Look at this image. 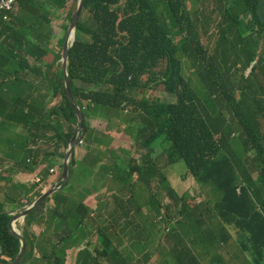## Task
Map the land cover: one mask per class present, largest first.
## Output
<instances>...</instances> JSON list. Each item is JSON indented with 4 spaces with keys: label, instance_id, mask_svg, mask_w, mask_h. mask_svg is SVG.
I'll use <instances>...</instances> for the list:
<instances>
[{
    "label": "trees",
    "instance_id": "16d2710c",
    "mask_svg": "<svg viewBox=\"0 0 264 264\" xmlns=\"http://www.w3.org/2000/svg\"><path fill=\"white\" fill-rule=\"evenodd\" d=\"M23 1L34 3L37 0ZM49 1L62 8L68 0ZM261 2L229 0L230 5L241 7L243 13L259 11ZM85 9L88 14L78 24L80 37H77L70 53L69 77L77 104L81 107V102L91 104L89 109L83 108V115L84 119L96 122L97 131L101 134L95 137V141L101 144L80 146L86 150L85 158L83 162L74 159L73 179H82L86 172L110 155L116 131L125 127V131L132 134L130 128L135 115H138L147 123V128L144 132L138 129L137 143H130L129 147L135 148L138 156H144L141 153L143 147L151 148L159 143L165 149L168 166L179 164L183 170L182 163L185 164L182 178L195 181L199 188L195 199L203 200L193 209L184 206L189 217L194 218V242L189 244H185L177 232V229L183 230L182 223L171 226L169 220L161 224L151 221L147 228L144 222L145 227L141 231L155 238L158 248L146 253L143 261L150 264H224L221 249L211 244L209 239L213 235L212 230L222 225L238 240V248L242 245L241 239L246 238L245 264H264V111L260 122L258 113L254 112L258 109L256 101L245 94L235 99L233 94L237 86L219 71L214 58L217 52L207 49L228 48L229 32L238 18L224 8L223 27L214 25L208 28L201 41L195 22L188 15L180 16V9L172 0H86ZM73 13L69 15V22ZM33 25L37 26V22ZM172 35L180 37L179 44L173 45ZM6 53L12 52L7 50ZM186 56L193 61L192 80L183 71ZM226 56L227 52H224ZM260 63L251 68L245 83L254 85ZM58 77L55 85L65 101L62 116L73 126L76 117L63 88L61 71ZM160 85L168 93L166 102L152 96V99L146 97V100L136 103L132 89L147 94V89ZM150 93L155 92L150 90ZM128 108L129 112L126 111ZM101 113L103 116L99 115ZM117 114L119 122L114 124L113 115ZM52 117L53 112H48L43 106L39 113H35L32 107L16 104L6 116V121L29 128L31 132L53 129L58 139L70 140L74 127L66 129L59 122L52 124L49 120ZM258 126L263 129L261 135H258ZM88 128L86 125V131ZM236 129L238 136L234 135ZM154 153L152 150L145 156V165L138 170L134 160L128 162L126 158L119 157L120 163L129 164L133 170L135 195L149 203L167 192L174 202L185 203V197L180 198L166 179L156 182L162 171L149 161ZM125 154L128 156L130 151L125 150ZM247 157L257 160L259 180L243 165ZM72 193L81 197L83 189L74 187ZM53 197L56 199L50 198L49 201H54L55 212L62 211L63 204L69 214L72 212L71 198L62 193ZM205 213L208 217L196 218ZM213 217H219V221ZM48 218L58 219L51 212L50 216L43 214L40 217L44 222ZM11 220L12 216L1 209L0 254L15 259L21 242L9 229ZM33 223L35 216L31 213L28 217L30 230ZM170 227V235L163 237L162 230ZM116 236V231H107L102 245L89 241L80 252L64 246L69 235L58 246L43 236L39 240L42 239V244L51 249L53 259L57 253L65 256L62 264H140L142 261L138 260L129 263L119 252ZM24 237L30 248L26 261L33 254L34 236L29 229H24ZM163 244L169 248L163 250ZM210 250L216 253L211 262ZM230 261L238 264L235 259Z\"/></svg>",
    "mask_w": 264,
    "mask_h": 264
},
{
    "label": "rangeland",
    "instance_id": "374dc122",
    "mask_svg": "<svg viewBox=\"0 0 264 264\" xmlns=\"http://www.w3.org/2000/svg\"><path fill=\"white\" fill-rule=\"evenodd\" d=\"M227 1V0H224ZM23 2V5L22 3ZM80 0H68L66 2L65 7L54 6L50 3L49 0H37L34 3L20 0V4L16 7H10L7 0H0V92L1 97L7 96L12 99L15 95L21 96L22 100H26V98H33L37 101L38 106H33L32 109L35 113H39L40 109L45 108L48 112H53L54 117L50 118V122L55 124L59 122L63 127H67L69 124L66 119L62 116L63 109L65 108V101L60 97L55 85H51L49 82L51 80H55L60 71L63 72V56H64V40L67 32L64 29H60L59 25L64 22L66 24L68 22L69 15L71 12L77 10ZM123 1L122 4H124ZM86 0H84L83 10L81 13V17L79 22L87 16V10L85 9ZM195 0H189V7H193ZM230 12L234 11L232 6L225 7ZM198 8L194 9V14H198ZM55 13H58L56 15ZM55 14V15H52ZM47 18L51 19V27L49 25L43 24L42 20ZM201 20L204 25H207V17L206 15L201 16ZM34 22H37V26H34ZM10 24L12 26H10ZM69 24V23H68ZM67 24V25H68ZM217 25V24H215ZM44 28V32L41 33V29ZM63 36V38H62ZM77 37H80L78 32V28L75 31V39L72 38L70 40L69 48H68V68L70 66V53L74 44L77 40ZM47 38V39H46ZM173 39V45L179 44V38L176 36H171ZM11 45H17L18 50L16 52H12L7 55L2 49V47H7ZM15 49V47H12ZM70 51V52H69ZM28 60L35 68L39 71L38 78L42 79L39 81L41 86H45L47 82L49 83V88L46 86L42 88H38L36 91L30 90L33 89L31 84L32 82H27L28 84L21 83V91L20 93L16 92L15 86L17 84V74L11 69L9 63H12L16 71L19 66L24 64ZM229 59L224 60V64L228 63ZM192 59L189 57H184V67L183 71L186 75H189L192 80V74L194 73V69L192 66ZM164 67V64L161 65ZM156 71L159 74L158 67ZM20 73V79H26L30 76V73L25 70V68H21L18 70ZM3 80V81H2ZM7 83L9 85H7ZM83 84V83H82ZM193 86V81L191 83V87ZM150 90L155 93H149ZM49 92V93H48ZM146 92L151 96H154L156 99L166 102L168 93L165 92L163 85L153 87L152 89H147ZM26 97V98H25ZM84 108L89 109L90 105L87 102H81ZM258 107L264 108V103H258ZM87 111V110H86ZM254 112L258 113V109H255ZM120 114V113H119ZM41 115V114H39ZM103 116V114H99ZM247 115L250 116V113L247 112ZM90 121L89 124L92 125V119L87 120ZM119 122L118 114L117 116L113 115V123L116 124ZM135 123L132 126L139 128V130H146L147 125L144 121L137 117L134 121ZM96 125V123H94ZM156 127V126H154ZM125 130L124 127L121 128ZM95 137L98 133L101 134L100 131H96L95 129L90 131ZM49 133L55 134L53 129L49 130ZM263 133L262 128L258 126V135ZM100 137V136H99ZM130 142H133V139H129ZM156 152L152 156V163L156 164L158 168L161 169V177L157 179L156 182H161L162 179H166L169 183L170 188L175 190V192L179 195V197H185V203L180 201L179 203L174 202L167 195V192L163 193L162 199L159 203L157 210L154 212V219L156 221L170 220L171 226H177L182 223L184 228L183 230H178L182 236L183 242L185 244H189L194 242L193 236V223L194 218L189 217L188 211L185 209V205L193 209L197 204H200L203 200L195 199L199 195V188L195 185V181L193 179L184 180L182 178L183 170L186 169L184 163H182L183 170L179 167V165H175L170 167L167 165L166 153L163 148L159 146V144H155ZM53 155V157H56ZM59 161L58 163H60ZM244 164L247 168L253 171L255 175L258 176V180L260 179V173H258V164L253 162L251 158L247 157L244 160ZM50 162H45L43 164V169L37 175L40 177L42 182L40 184L35 183L34 180L29 182V184L22 187L21 192L12 191V197L9 198L7 195L2 199L4 201L12 202L10 208L12 211L15 209H19L20 207L34 201L41 195H37L35 198L31 200H27L26 202H21V200L27 196H35L31 192H35L37 187H39V191L43 190L47 187L45 184H52V182L57 178L58 172L52 175L49 173V169L51 167ZM241 176V175H240ZM255 176V177H257ZM242 177V176H241ZM27 178H34L33 175L30 176V173L27 172ZM243 178V177H242ZM109 179V176L105 173H100L97 176L89 178V183L91 185L104 186ZM244 180V179H243ZM6 186V188L10 185L9 183L2 184ZM29 190V191H28ZM31 191V192H30ZM52 194V193H51ZM50 194V195H51ZM49 199V198H48ZM46 200L43 204L35 207L30 213L35 216V223L31 225V232L34 238L45 236V238L51 239V242L55 245H59L61 240H64L66 236L69 235L68 240H65L64 246L66 249H76L78 252L84 245L92 241L94 242L97 238L101 243L104 242V234L105 229L99 225H96L95 214L92 212L87 213L83 218V221L80 224H74L70 221L69 216H65L61 212H55V205L51 203V211L55 213L58 217L57 220L50 219V223L44 222L40 219V217L47 212L46 203L49 200ZM204 217H208V214L205 213L202 216H198L196 218L202 219ZM215 221H219V217L212 218ZM28 219L25 217L20 218V221L15 223L14 229L22 233V230L19 229V226L26 227L30 230V227L27 226ZM192 223V224H191ZM172 228H168L164 230V235H170ZM213 235L209 237L210 243L216 245L219 249L222 250L224 256L226 258H234L237 253L238 248V240L233 237L231 233L227 231L225 227L222 225L220 227H215L212 230ZM118 232L121 234L116 237L117 240L124 239L123 248L121 252L127 258H134L140 256L146 250H153L156 247V242L154 240L145 243L144 245L139 243V240H136L133 233H128L126 236L123 234V230L120 228ZM117 243V241H116ZM34 248L37 252L32 257L34 260V264H49V261H42V252L46 251L48 253L47 259L52 261V264H62V261L65 260V256L57 253L56 258H52L51 249L46 247L43 244L35 242ZM162 248H169L167 245H162ZM40 252H39V250ZM238 264H241V261H238Z\"/></svg>",
    "mask_w": 264,
    "mask_h": 264
},
{
    "label": "clouds",
    "instance_id": "9594fccd",
    "mask_svg": "<svg viewBox=\"0 0 264 264\" xmlns=\"http://www.w3.org/2000/svg\"><path fill=\"white\" fill-rule=\"evenodd\" d=\"M7 1H8V4L10 5V7H16L17 5L20 4V0H7ZM172 2L180 9V16L188 15L189 17H191L193 22H195L196 31H197L198 35L200 36L201 41H202L203 36L206 33L208 28L214 26L215 24L223 27L224 17L222 15V11L226 6H232L229 4V0H227V1H224V0H195L193 7H189V0H172ZM232 7L234 8V11L231 12V14H232V16H235L238 19H237L236 24L232 27V29L229 32L228 48L218 46L215 49H212V48H207V49H209V51H213L215 53L217 52V54L214 56V58L216 59V62L218 64L219 71L221 72V74L224 76V78L226 80H228L229 82H231L237 86V88L235 89L234 94H233L235 99L238 100L242 97L243 94H245L246 96H249V98H252L253 102L256 101L257 105H258V103H264V80H263V76H264V0H262V2L260 4L259 11L257 10L255 13H251V12L243 13L241 7H236V6H232ZM195 8H198V10H199L197 15L194 14ZM55 14L58 15V13H55ZM55 14H52V15H55ZM202 15H206L207 25L203 24V22L201 20ZM73 16H74V13H73ZM73 16H72V19H73ZM72 19L70 22L68 19V22L66 24H64V22L62 24H60L59 28L60 29L62 28L63 30L65 29L67 32L68 28L72 22ZM42 23L49 25L50 28H52L50 25V23H51L50 18L42 20ZM78 24H79V22H78ZM10 26H12V25L10 24ZM77 28H78V25H77L76 29ZM44 31H45L44 28L41 29V33ZM62 38H63V36H62ZM178 38H179L178 40H180V37H178ZM65 39H66V37L63 38L64 42H65ZM12 47H15V49H13ZM2 48H3L2 50L5 53L7 50L13 51V52H16L18 50L17 45H11V46L2 47ZM224 52H227L226 57H224ZM227 58L229 59V62L224 64V60ZM252 59H254V62L249 63ZM259 61L262 63L259 64L258 75L254 78V85L245 83L244 80L249 76L251 68L255 65V63H257ZM6 63L7 62L0 63V64H6ZM31 65L32 64L28 60H26V62L24 64L19 66L17 71H16L19 74L18 78H20V73L18 72V70H20L23 67L24 68L30 67ZM68 70H69V68H68ZM21 79H22V77H21ZM58 79H59V77H57L55 80H51L49 83L51 85H55V82H57ZM55 87H56V85H55ZM63 88H64V91L66 92L65 87H63ZM59 90L61 91V88ZM126 90H128V89H126ZM34 91H36V90H33V92ZM132 94L134 96L136 103L142 99L146 100V97L149 98V96H150V94H148V93L145 94L144 92H141L138 89H132ZM59 95L61 97V94H59ZM0 97H1V94H0ZM152 98L153 97L151 96V99ZM14 99H19V98L15 97ZM67 100L70 104L68 97H67ZM75 101H76V99H75ZM77 105L82 110V115H83V110H84L83 104H81L83 107H81L79 104H77ZM70 106H71V104H70ZM136 107H137V104L133 105L134 109ZM129 110L130 109L128 108V110H126V111L129 112ZM262 111H264V108L258 107V120L259 121H260L261 113H263ZM131 113H133V112H131ZM137 117H139V116L135 115V119ZM233 117H234V115H233ZM83 118H84V115H83ZM87 120H90V119H84V126H85L84 132L83 131L79 132L78 137H77L78 142L74 146V148L71 152V155L69 157V161H68L69 177H68V180L64 183L59 182V180L61 179L62 174L64 172L65 156H66V153L68 151L69 143H70L72 137L74 136V134L76 132V126L77 127L79 126V124L76 121V118H75V123L73 126H71L70 124L67 127L64 126L66 129H68L69 127H74V131H73V134H72L70 140L58 139V137L55 134H50V136L48 137L47 134H48L49 130L45 131L43 129H41L39 131L40 133L37 136H35V135L30 136L29 135V136L23 137V139H22L23 147L21 148L22 152L20 154L21 158H20L19 162H17L15 164V166L20 167L23 170H26L25 171L26 174L28 172L27 170L36 169V172L38 174L43 169V167H42L43 163L39 164L38 160L45 156V158H49L51 160L48 162H50L52 164L51 165L52 168L50 167L49 173L54 175V174H56V172H58V176L50 185L42 183L41 185H47V187L45 189L39 191V187H37L36 191H38V194L30 191L35 196H27V197L23 198L21 200V202H26L27 200H31L32 198H35L37 195H42L45 192L52 189L53 187H55L58 190L53 192L51 195H49L41 204L44 205L45 204L44 202L48 198H49L48 200H50V198H54L53 197L54 194L62 193L64 196L71 198V204H73L74 207L72 209V212L69 214L65 210V204H63L62 211H59V212H61L64 215L69 214L68 216L72 218V222L74 224H80L81 221H83V218H81V216H84L89 212L94 213V204L93 203L84 204L83 200L86 197H91L92 199L100 198L103 200L104 206H107L108 209H112L114 211L113 227L116 228L115 229V231L117 233L116 237L121 235L118 232V230L120 228H122V229H124L123 230L124 236H126L128 233H133L135 239L139 240V243L142 245H144L145 243H148L151 240H154L156 242V247L153 250H146L144 253H142L138 257L127 258L121 252V249L123 248V243L125 242V240L124 239H121V240L116 239L117 244H118V248H119V252L128 260L129 263L136 262L138 260L140 262L142 261L140 264H150L148 261H143V260H145V254L151 253L154 250H156L158 248V241L155 238H151L147 233H144L143 231H141V228L145 227V225H144L145 221H146V227L147 228L150 226L151 221H153V223H155V224L163 223L164 220L158 222L154 219V212L157 210L162 197L158 198L155 201L149 202V203H144L140 198H138L134 193V189H133V185H132L133 180H134L133 170L129 167V164L124 165V164L120 163L119 157H121L122 159L126 158L128 162H131L134 160L135 165H136V169L138 170L145 165V162H146L145 156L148 154L150 155V152L152 150H155V152H156L155 145L152 146L151 148L150 147H143L141 150V153L144 154V156H138L136 154L135 148H133V147L130 148L129 144L130 143H135V144L137 143L136 138L138 135V129L139 128H137L135 126H131L130 130L132 131V134H130V133H127L125 131L126 129L124 127L125 130L120 129L119 131L115 132V136L113 138V142L111 145L110 155L107 158L100 161L98 163V165L93 170L86 172L82 179H80V178L73 179V176H74V159L77 158L81 162H83L84 158H85L86 150L83 151V148H81L80 146H82L83 144H85V145H92L95 143L97 145L101 144L100 141H95V137L99 136V134L97 133L96 136L94 137L93 134L90 132L93 129H95L97 131L98 126L94 125V123H96V122H94L92 120L93 123L91 125V124H89L90 121H87ZM234 120L237 121L235 119V117H234ZM133 123H135V122H133ZM144 123L147 125L146 122H144ZM86 125L89 127L88 129H90L91 127H93V128L90 129V131L88 132V129L86 131ZM225 126L226 125H224V127ZM140 131H142V130H140ZM144 131L145 130H143V132ZM41 132L44 135H41ZM238 134H239L238 129H236L234 132V135L238 136ZM31 137H32V141L30 139ZM130 138L133 139L134 141L130 142L129 141ZM157 144H159V143H157ZM161 148L164 149V147H161ZM30 149H35L38 151V153L34 154L33 152L30 151ZM125 150L130 151V154L128 156H126ZM164 151H165V149H164ZM56 154H57V156L53 157V155H56ZM152 157H151V159L149 157V161L151 164H153L151 162ZM72 160H73V162H72ZM58 161H61V163L59 164L60 169L57 171L53 166L56 165V162H58ZM252 161L258 164V162H256L257 160H252ZM176 165H179V164H176ZM243 165L245 166L244 161H243ZM179 167H180V165H179ZM247 169H249V168H247ZM102 172L109 176V179L107 180L106 184L104 186L91 185L88 181L89 178L97 176L98 174H100ZM250 172L252 174H254L252 170H250ZM29 173L31 176V172H29ZM258 173H259V171H258ZM33 176H34V178H27L29 180V182H31L32 180H34L35 183H37V184H40L42 182V180L40 179V177L38 175H36V176L33 175ZM253 176L255 177L257 175L254 174ZM8 182L14 183V180H10ZM29 182L24 181L23 186L29 184ZM77 186H79L80 188L83 189V194L81 197H77L72 193V189L74 187H77ZM37 199H35V200H37ZM54 199H56V198H54ZM34 201L20 207L18 210L17 209H15L14 211L4 210L5 212H7L9 215L12 216V220H11L10 224L14 225L18 221H20V218H19V219H17L16 222L12 223L14 216L21 214L22 213L21 211L25 207H27L28 205L33 203ZM109 201H116V203H114L111 206V204L108 203ZM51 203H54V201H48L46 203V205L48 207H46L47 212L45 214L47 216H49L50 212H51V215L57 216L50 209ZM54 205H55V203H54ZM21 208H23V209L20 210ZM55 209H56V206H55ZM144 213H145L146 217L143 216ZM30 214L31 213L29 212L25 216V218L28 219ZM51 219H53V218H51ZM48 221H49V218L47 220V223H49ZM10 224H9V229H10ZM27 226L30 227L28 225V223H27ZM13 228H14V226H13ZM19 229L22 230V233H19V232L18 233L24 237V229H27V228L26 227L24 228L23 226H19ZM166 229H168V228H165L162 230L163 237H167L164 235V230H166ZM29 231H31V230H29ZM39 238L40 237L34 238V240H33V254L25 261L26 255H27L28 251H30V248L28 249L27 242H26V239L24 237L25 242H26V251H25V254L22 257L21 261L18 262V264H34V260L32 259V257H34L35 256L34 254L37 252L34 249V248H36L35 242L42 244V242H41L42 239L39 240ZM43 238H45V236H43ZM45 239L51 241V239H49V238H45ZM241 241H242V245L239 248H237V253H236V256L234 258H226L225 256L221 257L224 264H234V262L230 261V259H235V262H237V263H238V261H241V264H245L247 262V256L244 253V242L246 241V238L241 239ZM163 245H165V244H163ZM167 246L169 247V245H167ZM84 247H85V245H84ZM21 248H22V242H21V247H20L19 253L21 251ZM83 248H81V250ZM161 248H162V245H161ZM162 249L164 250V248H162ZM81 250H79L78 252H80ZM210 251H211V259H210V262H211V260L215 257L216 253L212 250H210ZM39 252H40V250H39ZM19 253H18V255H19ZM18 255H17V257H18ZM47 255H48V253L46 251L42 252V255H41L42 261H50L47 259ZM17 257L15 259H11L9 257H6V256L0 254V262H2L3 264H14L17 260Z\"/></svg>",
    "mask_w": 264,
    "mask_h": 264
},
{
    "label": "crops",
    "instance_id": "0c3cea01",
    "mask_svg": "<svg viewBox=\"0 0 264 264\" xmlns=\"http://www.w3.org/2000/svg\"><path fill=\"white\" fill-rule=\"evenodd\" d=\"M47 39V38H46ZM11 69L17 74V84L15 89L18 93L21 91V83L28 84L27 82H32L31 86L33 89L30 90L32 93L33 90H37L38 88H44L45 86L49 88V83L45 86H41L39 81L42 79L41 77L38 78L39 71L35 68V66L31 65L30 67H26L30 73V76L26 79L18 78V73L16 72V68L13 64H9ZM3 81V80H2ZM7 85H9L7 83ZM49 93V92H48ZM19 99H10L7 94L4 97H0V210H7L11 211L10 208L12 202L2 200L6 195L9 198L12 197V191L21 192L24 181L29 182L27 179V174L25 173L26 170L21 169L20 167H16L15 164L19 162L21 158V147L23 146L22 139L25 136H37L40 132L33 131L31 132L29 128H25L23 126H19L16 123L10 124L6 121V116L11 113V109L18 104L20 105H27L28 107L38 106L37 101L33 98H26V100H22L21 96H18ZM40 107L38 106V109ZM51 133L48 132L47 136L49 137ZM41 135H44L41 132ZM32 141V137L30 138ZM31 152L37 154L38 151L35 149H30ZM51 161L49 158L42 157L38 160V163H45ZM59 162V161H58ZM56 162V165L53 167L58 171L60 169L59 164ZM52 168V167H51ZM31 172V175H37L36 169L34 170H27ZM14 180V183H10L8 181ZM9 183L10 185L6 188V186L2 185L4 183ZM84 204L93 203L94 204V214H95V221L96 225H99L105 229V234L107 231H115V227H113V215L114 211L112 209H108L107 206L103 205V200L100 198L86 197L83 200ZM108 203L111 206L116 203V201H109ZM50 216V215H49ZM146 217L145 213L143 214ZM49 218V223H50ZM70 221L72 222V218L70 217ZM82 222V221H81ZM122 229V228H121ZM124 230V229H122ZM104 234V235H105ZM104 238V236H103ZM95 243L102 245L101 241L97 238L94 241ZM76 250V249H73ZM69 254V253H68Z\"/></svg>",
    "mask_w": 264,
    "mask_h": 264
},
{
    "label": "water",
    "instance_id": "95a60500",
    "mask_svg": "<svg viewBox=\"0 0 264 264\" xmlns=\"http://www.w3.org/2000/svg\"><path fill=\"white\" fill-rule=\"evenodd\" d=\"M83 5H84V0H80L79 5L77 10L74 13L72 22L68 28L67 31V35H66V39H65V43H64V56H63V74H64V84H65V90H66V94L67 97L70 101V104L73 108V111L75 113V117H76V121L79 124V126H76V132L74 134V136L72 137L70 143H69V147H68V151L66 153L65 156V163H64V172L62 174L61 179L59 180V182H66L68 180L69 177V166H68V161H69V157L71 155V152L74 148V146L77 144L78 140V134L80 131L84 132L85 126H84V118L82 115V110L80 109V107L77 105L74 95L72 93V88H71V83H70V77H69V70H68V48H69V44H70V40L72 38L75 39V31H76V27L78 25V22L80 20L81 17V13L83 10ZM70 52V51H69ZM58 189H56L55 187H53L52 189H50L49 191L45 192L44 194H42L37 200H35L33 203H31L30 205H28L27 207H25L21 212V214L14 216L12 223L16 222L17 219L25 217L29 212H31L35 207H37L38 205H40L51 193L57 191ZM10 231L12 233L15 234V236H17L20 241L22 242V248L21 251L17 257V260L14 264H18L19 261H21L22 257L25 254L26 251V242L24 237L19 234L14 228H13V224H10Z\"/></svg>",
    "mask_w": 264,
    "mask_h": 264
},
{
    "label": "bare ground",
    "instance_id": "6f19581e",
    "mask_svg": "<svg viewBox=\"0 0 264 264\" xmlns=\"http://www.w3.org/2000/svg\"><path fill=\"white\" fill-rule=\"evenodd\" d=\"M23 208H21L20 210H22Z\"/></svg>",
    "mask_w": 264,
    "mask_h": 264
}]
</instances>
